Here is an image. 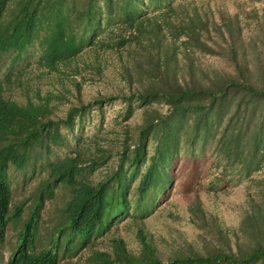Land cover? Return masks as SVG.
Returning <instances> with one entry per match:
<instances>
[{
  "label": "trees",
  "instance_id": "obj_1",
  "mask_svg": "<svg viewBox=\"0 0 264 264\" xmlns=\"http://www.w3.org/2000/svg\"><path fill=\"white\" fill-rule=\"evenodd\" d=\"M10 1L0 0V56L13 54L11 67L38 41L39 65L57 71L91 46L102 29L118 24V48L143 41L147 50L156 51L154 57H146L152 84L123 100L162 103L168 109L165 115L155 112L147 118L133 150L122 157L117 169L105 180L96 185L87 182L82 173V156L74 152L41 167L46 178L32 194L30 205L26 207L24 202L13 208L12 173L34 168L47 138L54 142L60 136L61 125L72 128L77 115L104 101L71 108L64 120L44 121L46 107L32 102L21 105L0 92V250L8 243L9 228L21 224L7 264H61L66 258L92 251L95 242L132 210L129 198L137 170L149 161L136 188L135 205L139 207L149 190L164 181L183 140L204 144L216 139L219 153L228 162H239L250 172L259 168L258 157H264V70L248 61L236 22H213L210 26L196 10L186 14L185 19H175L170 16L176 14L175 8L167 0H19L8 16ZM145 8H153L154 15ZM212 30L222 43L207 39ZM166 37L184 38L187 51L224 57L231 64L233 75L213 72L209 78L188 59V79L179 77L176 51L165 42ZM214 47L221 49L220 53ZM236 116L233 127L232 118ZM149 140L156 142L151 156L147 151ZM87 165L89 173H93L103 163L93 159ZM61 185L69 190L70 199L60 221L43 239V213ZM246 233L250 237L264 236V212L259 211L246 225ZM137 238L146 253L150 246L142 230ZM113 249V259L107 253L93 252L95 264H264L261 245L240 256L222 252L204 257L189 253L167 261L149 254L133 257L122 241H113Z\"/></svg>",
  "mask_w": 264,
  "mask_h": 264
},
{
  "label": "rangeland",
  "instance_id": "obj_2",
  "mask_svg": "<svg viewBox=\"0 0 264 264\" xmlns=\"http://www.w3.org/2000/svg\"><path fill=\"white\" fill-rule=\"evenodd\" d=\"M18 1H10L8 16L15 11ZM167 1L175 8L176 14L170 15L175 19H185L186 14L191 15L196 10L210 26L213 22L220 25L230 20L236 22L248 61L261 65L264 70V0ZM145 9L153 14V8ZM118 29V24L108 30L102 29L91 46L85 47L74 60L60 65L57 71L39 65L41 46L38 41L12 67L13 54L0 56L1 94L21 105L32 102L46 107L44 121L64 120L71 108L104 101L77 115L72 128L61 125L60 136L54 142L47 138L38 151L34 168L12 173L13 208L24 202L26 207L30 205L32 194L46 178L41 167L74 152L82 156V173L87 182L96 185L105 180L117 169L122 157L133 150L147 118L155 112L167 113L168 108L162 103L123 100L152 84L153 79L147 74L146 57H154L156 51L147 50V43L143 41L118 48ZM207 39L222 43L213 30ZM184 40L165 38V42L175 48L179 77L188 79V59L209 78L213 77V72L233 75L231 64L224 57L187 51ZM214 49L220 53L221 49ZM232 120L234 127L237 116ZM155 145L154 140L147 142L148 156L153 155ZM219 148L216 139L204 144L183 140L164 181L154 185L138 207L135 205L136 188L149 161L143 164L131 184L129 215L95 242L92 251H83L73 259L66 258L61 264H95L93 252L107 253L109 259H113V241H122L133 257L149 254L161 261L189 253L204 257L222 252L240 256L260 245L264 247L263 235L250 237L246 233V225L253 222L259 211L264 212V157H258L259 168L250 172L239 162H228ZM93 159H100L103 165L89 173L87 164ZM69 199V190L61 185L55 190V197L47 202L43 213V239L60 221ZM20 228L21 224L9 228L8 243L0 250V264H7ZM139 230L143 231L150 246L146 253L137 238Z\"/></svg>",
  "mask_w": 264,
  "mask_h": 264
}]
</instances>
